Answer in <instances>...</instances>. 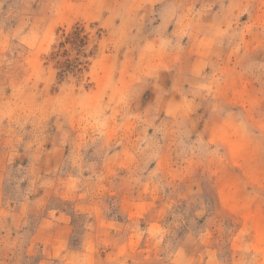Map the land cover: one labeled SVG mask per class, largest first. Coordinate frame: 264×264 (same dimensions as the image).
<instances>
[{"label":"rangeland","instance_id":"1","mask_svg":"<svg viewBox=\"0 0 264 264\" xmlns=\"http://www.w3.org/2000/svg\"><path fill=\"white\" fill-rule=\"evenodd\" d=\"M0 264H264V0H0Z\"/></svg>","mask_w":264,"mask_h":264}]
</instances>
